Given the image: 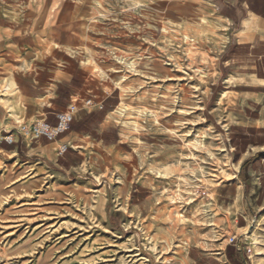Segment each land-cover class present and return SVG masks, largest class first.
Returning a JSON list of instances; mask_svg holds the SVG:
<instances>
[{"label":"rangeland","instance_id":"374dc122","mask_svg":"<svg viewBox=\"0 0 264 264\" xmlns=\"http://www.w3.org/2000/svg\"><path fill=\"white\" fill-rule=\"evenodd\" d=\"M179 1L0 0V137L42 120L43 95L73 74L96 97L117 87L120 134L70 181L0 145V264H230V245L264 264V152L243 154L207 124L223 29ZM22 62L40 88L24 100Z\"/></svg>","mask_w":264,"mask_h":264},{"label":"crops","instance_id":"0c3cea01","mask_svg":"<svg viewBox=\"0 0 264 264\" xmlns=\"http://www.w3.org/2000/svg\"><path fill=\"white\" fill-rule=\"evenodd\" d=\"M136 1L147 3L148 0ZM190 2L197 7H207L214 18V26L223 29L222 36L217 39V44L221 48L214 59V75L208 79V92L202 98V115L205 114L209 127L213 132L223 136L229 146L232 143L237 148L246 145L243 154L255 150L257 154H262L264 0H190ZM65 30L66 33L62 35L54 31L50 36L66 38L70 26ZM76 34L80 38L78 31ZM62 42L63 40L60 43ZM64 48L66 50L71 47ZM56 50L58 53L61 51ZM26 67L27 74H31L27 76L31 88L24 90V93L19 90L18 97L21 96V100L40 90L36 82V64L34 62L26 64ZM65 75L63 73V76ZM86 85L84 77L76 74L66 75L61 80H55L49 92L43 95L39 113L42 119L51 125L55 124L56 113L65 111L78 98L86 96L91 100V106L81 105L77 109L70 130L57 141L38 140L28 143V140L15 135L14 145H2L1 151L12 153L16 162L30 166L39 177L50 176L54 180L69 181L71 178L80 179L79 175L84 172L88 150L96 152L92 154L97 156L99 148L113 150L120 143L117 125L110 117L118 107L117 87L104 97L100 95L96 97ZM62 145H67L68 150L60 155L58 149ZM261 164L264 165V159H261ZM262 171L261 174L264 176V169ZM131 192L135 198L143 193L142 189L129 191V195Z\"/></svg>","mask_w":264,"mask_h":264},{"label":"built area","instance_id":"2783aa9c","mask_svg":"<svg viewBox=\"0 0 264 264\" xmlns=\"http://www.w3.org/2000/svg\"><path fill=\"white\" fill-rule=\"evenodd\" d=\"M84 106H91V100H86ZM77 112L75 105L72 104L66 108L65 111L56 113L55 124H49L45 119L36 121L34 123H22L17 129L16 133H6L0 137V145L12 146L15 143V135L24 140L35 142L38 140H45L47 142H55L59 137L70 130L74 115ZM68 150L67 145H62L58 149L60 155ZM233 242V239L229 241Z\"/></svg>","mask_w":264,"mask_h":264},{"label":"trees","instance_id":"16d2710c","mask_svg":"<svg viewBox=\"0 0 264 264\" xmlns=\"http://www.w3.org/2000/svg\"><path fill=\"white\" fill-rule=\"evenodd\" d=\"M244 150V149H243ZM226 259L230 264H245L247 259L242 251H238L233 245L226 248Z\"/></svg>","mask_w":264,"mask_h":264},{"label":"bare ground","instance_id":"6f19581e","mask_svg":"<svg viewBox=\"0 0 264 264\" xmlns=\"http://www.w3.org/2000/svg\"><path fill=\"white\" fill-rule=\"evenodd\" d=\"M200 172V171H199ZM202 172V171H201Z\"/></svg>","mask_w":264,"mask_h":264}]
</instances>
